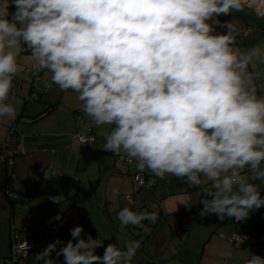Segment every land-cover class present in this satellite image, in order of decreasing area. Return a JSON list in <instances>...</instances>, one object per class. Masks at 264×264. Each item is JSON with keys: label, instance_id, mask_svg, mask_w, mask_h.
<instances>
[{"label": "clouds", "instance_id": "9594fccd", "mask_svg": "<svg viewBox=\"0 0 264 264\" xmlns=\"http://www.w3.org/2000/svg\"><path fill=\"white\" fill-rule=\"evenodd\" d=\"M0 10V118H14L13 80L30 52L46 87L77 93L81 110L103 131V150L126 154L145 170L203 187L201 215L243 221L264 206V95L256 71L264 43L242 50L234 20L221 14L251 9L264 19V0H12ZM10 17V18H9ZM215 26L227 29L216 33ZM247 173V174H246ZM156 212L122 208V226L155 223ZM55 219H61L59 216ZM57 239L34 264H132L141 242L122 248L102 239ZM240 240V237L236 235ZM73 240L76 242L74 243ZM244 264H264L250 255Z\"/></svg>", "mask_w": 264, "mask_h": 264}, {"label": "crops", "instance_id": "0c3cea01", "mask_svg": "<svg viewBox=\"0 0 264 264\" xmlns=\"http://www.w3.org/2000/svg\"><path fill=\"white\" fill-rule=\"evenodd\" d=\"M7 7L9 13L16 10L12 0H0V10ZM217 19L221 24L234 20L240 31L236 46L242 50L264 43V19L257 18L251 9L221 14ZM215 30L218 34L227 33V29L220 26H215ZM19 64L20 71L13 80L17 89L10 92V96L16 98L13 101L17 109L16 116L0 118V142L10 126L15 127L18 135L16 142L6 145L8 154L13 158L11 168L6 167L0 153V191L3 196L5 189L16 194L11 200L5 195L8 204L2 202L0 205V215L5 216L3 227H0V264H4V259L11 253V228L16 230L19 242L32 246L26 263L34 264L36 254L42 252L49 243L61 240L63 244L57 245L59 250L72 240L70 229L76 226H83L82 238L87 239L91 235L93 239L103 240V246L95 250L99 256H103L104 249L111 243L123 248L127 242L139 240L148 249L153 245L152 241L159 243L158 240H150L157 226L149 235V220L142 222L146 231L139 226H122L119 223L113 235H110L111 230L106 228L99 214H107L109 220L113 221L117 212L129 205L137 207L138 212L158 210L156 213L162 217L171 214L173 219L186 209L195 211L193 196L194 188L197 187L189 186L176 176L160 178L149 172V186L137 188L133 181L138 171L136 162L120 160L119 156L124 155L123 152L115 155L112 151L103 150V131L97 129L84 115L77 93L71 90L65 92L53 85L51 88L46 87L36 99L29 100L32 86L35 83L46 85L47 77L44 73L30 75L33 71L32 61L26 48L19 57ZM256 71L261 73V77L255 81L257 91L259 95H264V64L258 63ZM51 105L50 111L44 113ZM77 132H90L94 139L85 144L78 143L74 138ZM96 177L99 193L94 204L91 197L97 192L94 190ZM153 202L159 207H152ZM57 216L61 219H55ZM229 220L234 221L233 217ZM157 221L155 224H158ZM168 225L169 235L170 230H177L181 224L175 220ZM191 232L192 226L187 234L182 232L180 241L175 243L173 240L175 252L162 262L182 264V259L191 262V250L187 249L185 255L179 251L182 242L189 246ZM166 245L160 244L155 249L156 256L160 258V252ZM51 258L56 264H65L63 256L57 257L55 252ZM151 262L152 259L139 248L132 264H158V261ZM35 264H43V261Z\"/></svg>", "mask_w": 264, "mask_h": 264}, {"label": "rangeland", "instance_id": "374dc122", "mask_svg": "<svg viewBox=\"0 0 264 264\" xmlns=\"http://www.w3.org/2000/svg\"><path fill=\"white\" fill-rule=\"evenodd\" d=\"M249 179L261 186V196L264 197V183H261L259 180H254V178L251 176H249ZM1 180L2 179L0 177V184ZM97 183L98 180L96 177L94 190L96 189L97 192H95L91 197V201L94 204L96 203V197L99 193V190L97 189ZM202 191L203 187L196 189L194 188L193 206H195V211L190 208L186 209V211H183L182 213H177L175 215V219H173L171 214L164 215L163 217L157 214L158 224L148 221L149 235L157 226L156 232L154 231L155 233L152 235L150 240H158L161 245H166L167 243V245L164 246L163 251L162 249H159L162 251L160 252V258L159 256H156L155 249H157L160 245L157 241V245L152 241L153 245L150 246V250L148 247L143 246V243H141L140 250H142L143 253L152 259L151 263H153V261H158V264H165L162 261L167 257L172 256L175 252L173 240L176 243L179 240V236L182 235V232L187 234L191 226L192 232L189 246L184 245L182 242V245L179 248V251L182 253V255H185V253L188 252L187 249L191 250V262L187 263L184 261V259H182V264H244L245 260L250 258V255H259L264 257V206L251 211L249 217L246 220L240 221L241 227L239 228L238 223L229 220L232 217L225 216V218L221 220L216 214L202 216L200 214L202 210L201 201L203 198H205L204 194L201 193ZM2 202L8 204L5 200V194L3 196L0 191V205ZM152 204V207L154 208L159 207L157 203L153 202ZM152 204H150V206ZM129 208L134 211L139 210L135 206L129 205ZM140 208L144 209L143 207ZM145 208L150 209L148 206H145ZM156 212H158V210ZM98 216L105 224L106 228L111 230L110 235H113V230L118 227V224L120 223L117 220V217L113 216V221H111L109 220L110 216L107 214H99ZM4 220V214H2V216L0 215V227H3ZM173 220H178L181 225L177 230H170L168 235V224H173ZM233 235L247 236L250 239L245 242L231 243L230 238ZM208 239L211 241H208ZM166 240L167 242H165ZM252 240H255L253 245H251Z\"/></svg>", "mask_w": 264, "mask_h": 264}, {"label": "built area", "instance_id": "2783aa9c", "mask_svg": "<svg viewBox=\"0 0 264 264\" xmlns=\"http://www.w3.org/2000/svg\"><path fill=\"white\" fill-rule=\"evenodd\" d=\"M43 73V72H41ZM39 73V74H41ZM31 76H34L35 74L30 72ZM16 86L13 85L12 91L15 92ZM46 90V85H39V84H34L31 89V93L29 95V100L31 99H36L38 94L42 91ZM75 140L78 143L85 144L88 142L93 141L94 136L90 132H77L74 135ZM18 139V135L15 132V127L10 126L7 129L6 135L3 138V141L0 142V153L3 155L4 158V163L7 168H11L13 165V158L10 154H8L6 150V145L12 142H16ZM120 160H123L127 163H130L126 154L119 156ZM149 171L145 170L144 172L137 171L134 176H133V181L134 184L136 185L137 188H143L148 186V176H149ZM6 197L11 200L12 198L16 197V194L9 190L5 189L4 190ZM128 201H130V197L127 198ZM234 221L240 225V221H236L234 218ZM240 240L237 238L236 235H233L230 238L231 243L235 242H245L248 241L250 238L247 236H240ZM10 241H11V253L10 255L5 259V264H26L25 258L27 255L32 251V246L27 244V243H21L17 240V232L14 228L10 229Z\"/></svg>", "mask_w": 264, "mask_h": 264}, {"label": "trees", "instance_id": "16d2710c", "mask_svg": "<svg viewBox=\"0 0 264 264\" xmlns=\"http://www.w3.org/2000/svg\"><path fill=\"white\" fill-rule=\"evenodd\" d=\"M51 107H52V105L51 106H49V107H47L45 110H44V113H46L47 111H50V109H51ZM233 220H234V218H233ZM10 255V254H9ZM8 257V256H7ZM6 257V258H7ZM5 258V259H6ZM5 259H4V264H5ZM25 262H26V258H25ZM27 264V263H26Z\"/></svg>", "mask_w": 264, "mask_h": 264}, {"label": "water", "instance_id": "95a60500", "mask_svg": "<svg viewBox=\"0 0 264 264\" xmlns=\"http://www.w3.org/2000/svg\"><path fill=\"white\" fill-rule=\"evenodd\" d=\"M254 242H255V240H252V241H251V245H253V244H254Z\"/></svg>", "mask_w": 264, "mask_h": 264}]
</instances>
